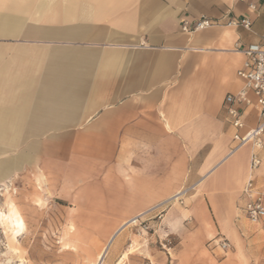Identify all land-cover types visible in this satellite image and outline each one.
I'll list each match as a JSON object with an SVG mask.
<instances>
[{"label":"crops","instance_id":"1","mask_svg":"<svg viewBox=\"0 0 264 264\" xmlns=\"http://www.w3.org/2000/svg\"><path fill=\"white\" fill-rule=\"evenodd\" d=\"M200 16L252 25L181 31ZM262 34L264 0H0V187L41 176L74 221L114 232L162 204L168 234L264 257V220L244 213L253 147L231 151L224 101L242 87L235 44ZM240 109L241 131L259 122ZM262 140L251 175L264 194Z\"/></svg>","mask_w":264,"mask_h":264},{"label":"rangeland","instance_id":"2","mask_svg":"<svg viewBox=\"0 0 264 264\" xmlns=\"http://www.w3.org/2000/svg\"><path fill=\"white\" fill-rule=\"evenodd\" d=\"M40 177L0 187V211H15L23 221L17 235L9 221L0 218V264H264L263 255L233 257L232 245L219 234L202 245L188 237L191 231L168 234L161 224L165 207L153 217L143 216V223H123L115 232L117 223L76 222L74 209L55 198ZM112 233L108 251L98 263ZM221 239L229 243L224 251L218 247ZM262 244L256 239L252 247Z\"/></svg>","mask_w":264,"mask_h":264},{"label":"built area","instance_id":"3","mask_svg":"<svg viewBox=\"0 0 264 264\" xmlns=\"http://www.w3.org/2000/svg\"><path fill=\"white\" fill-rule=\"evenodd\" d=\"M247 6L253 12L256 9L255 5L251 2H248ZM221 25L226 27H241L245 30H249L252 25V20L249 17H244L241 19L231 18L221 24L219 21L213 18L200 16L193 21H188L185 19L180 21V29L182 32L186 33H192ZM234 50L242 53L245 57L237 71V76L242 81V87L235 94H226L224 98L225 110L230 124L235 128V132L232 135L235 145L231 151H235L245 145H251L253 147L249 158L250 175L245 182L242 192L246 197V203L244 205L245 216L250 223H257L261 220H264V194L255 187L251 174L258 168L260 164V157L257 150H259L263 145L264 34L260 36V41L257 43H250L244 47L235 44ZM249 94L253 96L254 100L251 99ZM251 105L255 106L259 110L260 120L254 127L241 131L244 127V122L240 107H248ZM186 192L187 190H182V194L176 199H168L163 204L167 205L177 202L182 203V197ZM161 205L155 207L154 209H160ZM143 216L144 214L134 216L129 225L143 223ZM218 247L221 250H226L229 247V243L226 240L221 239L218 242Z\"/></svg>","mask_w":264,"mask_h":264},{"label":"bare ground","instance_id":"4","mask_svg":"<svg viewBox=\"0 0 264 264\" xmlns=\"http://www.w3.org/2000/svg\"><path fill=\"white\" fill-rule=\"evenodd\" d=\"M0 218L8 220L9 223L12 225V229H14V231H15V233H17V235H19L21 233L20 230L23 228V221H22V218L17 216L15 211H11L8 214H5L3 211L2 212L0 211ZM131 220H132V218L128 221V223H127L128 225L130 224ZM113 236L110 237V239L108 240V243L106 244V246L101 251V253L99 255L98 263H100L102 261L103 257L105 256L106 252L108 251V245H109L110 241L112 240Z\"/></svg>","mask_w":264,"mask_h":264}]
</instances>
